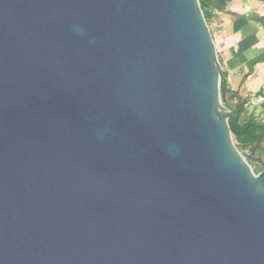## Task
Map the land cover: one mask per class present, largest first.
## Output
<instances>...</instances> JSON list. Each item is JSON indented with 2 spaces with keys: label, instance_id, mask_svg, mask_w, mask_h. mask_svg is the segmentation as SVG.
I'll list each match as a JSON object with an SVG mask.
<instances>
[{
  "label": "water",
  "instance_id": "95a60500",
  "mask_svg": "<svg viewBox=\"0 0 264 264\" xmlns=\"http://www.w3.org/2000/svg\"><path fill=\"white\" fill-rule=\"evenodd\" d=\"M257 106L198 0H0V264H264Z\"/></svg>",
  "mask_w": 264,
  "mask_h": 264
},
{
  "label": "crops",
  "instance_id": "0c3cea01",
  "mask_svg": "<svg viewBox=\"0 0 264 264\" xmlns=\"http://www.w3.org/2000/svg\"><path fill=\"white\" fill-rule=\"evenodd\" d=\"M212 33L221 37L224 86L231 94L259 104L255 120L264 122V0H230L211 19ZM231 105L237 98L228 94ZM258 111V114H254Z\"/></svg>",
  "mask_w": 264,
  "mask_h": 264
},
{
  "label": "trees",
  "instance_id": "16d2710c",
  "mask_svg": "<svg viewBox=\"0 0 264 264\" xmlns=\"http://www.w3.org/2000/svg\"><path fill=\"white\" fill-rule=\"evenodd\" d=\"M230 0H198L202 14L209 25L212 17L215 13L223 11ZM240 113L230 117L228 124L230 130L236 140V147L238 149H248V147L258 142L259 139L264 141V122H258L255 120L256 116L251 115L248 120L240 121ZM242 134H236V132L242 131Z\"/></svg>",
  "mask_w": 264,
  "mask_h": 264
},
{
  "label": "flooded vegetation",
  "instance_id": "af4514ba",
  "mask_svg": "<svg viewBox=\"0 0 264 264\" xmlns=\"http://www.w3.org/2000/svg\"><path fill=\"white\" fill-rule=\"evenodd\" d=\"M231 99H233L232 97H230L229 95H227V101H225L227 104H230L231 103ZM243 103V101L240 99H237V102L235 105H231L232 108L230 109H233V108H236V107H239L241 104ZM226 104V105H227ZM227 107V106H226ZM247 109V108H246ZM245 108L241 111V115L243 114V112L247 111ZM240 115V116H241ZM252 115L249 114V116L245 119V120H248L249 117ZM239 116V118H240ZM260 141L258 142H255L253 144H251L248 149L246 150H249V152L253 151V158L251 160H248L249 164H255L257 163V166L260 168V162L263 163L264 162V146H263V142L264 141H261V139H259ZM260 171V170H259Z\"/></svg>",
  "mask_w": 264,
  "mask_h": 264
},
{
  "label": "rangeland",
  "instance_id": "374dc122",
  "mask_svg": "<svg viewBox=\"0 0 264 264\" xmlns=\"http://www.w3.org/2000/svg\"><path fill=\"white\" fill-rule=\"evenodd\" d=\"M212 39H213V41H214V44H215V48H216V52H217V54L219 55L220 54V52H221V47H220V41H221V37H219L218 36V34L217 33H212ZM225 101H227V95L225 96ZM225 103V106H227L228 108H232V106L230 105V104H227L226 102H224ZM227 104V105H226ZM256 108H258V107H250V110H251V112H253L254 110H256ZM248 112L249 111H245V112H243V114L240 116V118H239V120L240 121H244L248 116H249V114H248ZM254 114H258V111H255V113ZM232 140H233V142H234V144L236 145V140L234 139V136H233V134H232ZM263 144V146H264V142L262 143ZM238 149V148H237ZM239 150V152L241 153V154H243V155H246V154H249V150H246V149H238ZM249 163V162H248ZM250 165V167L252 168V170L255 172V173H257L260 169H259V167L257 166V163H255V164H249Z\"/></svg>",
  "mask_w": 264,
  "mask_h": 264
}]
</instances>
